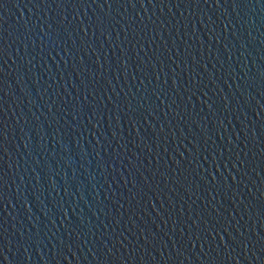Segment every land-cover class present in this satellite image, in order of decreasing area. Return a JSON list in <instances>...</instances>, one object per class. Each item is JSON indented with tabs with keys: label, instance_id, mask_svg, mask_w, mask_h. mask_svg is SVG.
Masks as SVG:
<instances>
[{
	"label": "water",
	"instance_id": "obj_1",
	"mask_svg": "<svg viewBox=\"0 0 264 264\" xmlns=\"http://www.w3.org/2000/svg\"><path fill=\"white\" fill-rule=\"evenodd\" d=\"M0 264H264V0H0Z\"/></svg>",
	"mask_w": 264,
	"mask_h": 264
}]
</instances>
